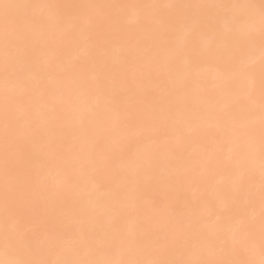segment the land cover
<instances>
[{
    "label": "snow or ice",
    "instance_id": "snow-or-ice-1",
    "mask_svg": "<svg viewBox=\"0 0 264 264\" xmlns=\"http://www.w3.org/2000/svg\"><path fill=\"white\" fill-rule=\"evenodd\" d=\"M0 264H264V0H0Z\"/></svg>",
    "mask_w": 264,
    "mask_h": 264
},
{
    "label": "bare ground",
    "instance_id": "bare-ground-1",
    "mask_svg": "<svg viewBox=\"0 0 264 264\" xmlns=\"http://www.w3.org/2000/svg\"><path fill=\"white\" fill-rule=\"evenodd\" d=\"M125 1L123 2L121 0H59V2H72V3H81V2H93V3L122 2V3H125ZM143 1L144 0H131L129 2H131V3H144L146 1H148L149 3H157V2L158 3H169V2H176V3L235 2V0H212V1L211 0H160V2H159V0H155L156 2H154V0H150V1L145 0L144 2ZM11 2H22V0H11ZM52 2H57V0H52ZM241 2H244V0H241ZM254 2L259 3V0H256ZM133 16H134V13H130V18H132ZM207 44H208L207 39H202V41H200V47L201 48H206ZM185 62H187L191 65V67L189 68V83L191 86L190 91L192 90V92H191L192 100L194 102H201L203 100L211 101V100L218 98L224 89V82H223V76H222V73L224 72L223 65L219 64L213 57H209V56H198V57H194V58H185ZM197 74L198 75L203 74V76L207 75V77L204 78L202 76V78H201V76H198V78L197 77L195 78V76ZM208 76H209V78H208ZM193 77H194V79H192ZM219 77H221V78H219ZM194 85H196V86H194ZM145 86L151 87V85L148 84L147 82H145ZM214 88H216V89H214ZM195 90H197V93ZM193 91H195V92H193ZM132 141H134V142H132ZM132 141H129L128 143H126L123 146L122 160H123L125 167L130 165L129 164L130 162H128V160H131L130 158L134 159V156L136 157L135 152L138 154V153H142V152L150 150V146L148 144L138 143L137 140H132ZM134 148H136L137 151ZM133 154H134V156H133ZM129 155H130V157H129ZM125 159L127 161H125ZM131 163H132V161H131ZM221 180H222V182H221ZM211 183L223 184L224 183V177L220 174H217L215 177L212 178ZM156 198H157V194L154 191H152V190L146 191L145 199L151 200V199H156Z\"/></svg>",
    "mask_w": 264,
    "mask_h": 264
},
{
    "label": "rangeland",
    "instance_id": "rangeland-1",
    "mask_svg": "<svg viewBox=\"0 0 264 264\" xmlns=\"http://www.w3.org/2000/svg\"><path fill=\"white\" fill-rule=\"evenodd\" d=\"M121 1H125V0H121ZM128 1V2H127ZM129 1H131V0H126L125 1V3H131V2H129ZM145 1V0H144ZM143 1V2H144ZM150 1V0H149ZM212 1V0H211ZM254 1H256V0H254ZM253 0H251V2H254ZM50 2H52V0H50ZM148 1H146V2H144V3H147ZM154 2H156L155 0H154ZM159 2H160V0H159ZM149 3V2H148ZM158 3V2H157ZM202 41V40H201ZM204 42V41H203ZM221 74V73H220ZM195 76V75H194ZM198 76H201V78H202V76H203V74L202 75H196L195 76V78L197 77L198 78ZM204 78L205 77H207V75H205V76H203ZM208 78H209V76H208ZM219 78H221V77H219ZM192 79H194V77L192 78ZM200 79V78H199ZM215 79V78H214ZM217 81V80H216ZM194 86H196V85H194ZM191 87V86H190ZM198 87V86H197ZM195 88V87H194ZM196 89V88H195ZM214 89H216V88H214ZM196 91V93H197V90H195ZM195 91H193V92H195ZM191 92H192V90H191ZM218 94V93H217ZM216 95V94H215ZM217 97V96H216ZM133 140H135V139H133ZM132 141V140H131ZM132 142H134V141H132ZM131 142V143H132ZM132 147V146H131ZM135 150H136V148H134ZM140 149V148H139ZM129 151V150H128ZM137 151V150H136ZM142 152V151H141ZM134 153V152H133ZM131 154V153H130ZM135 154L137 155V153L135 152ZM132 155V154H131ZM133 156H134V154H133ZM132 156V157H133ZM129 157H130V155H129ZM136 157L134 156V159H135ZM131 160H128V162H130L129 164H131V161L133 162L134 161V159L133 158H130ZM125 161H127L126 159H125ZM127 163V162H126ZM128 165V164H127ZM128 167V166H127ZM221 182H222V180H221ZM219 183V182H218Z\"/></svg>",
    "mask_w": 264,
    "mask_h": 264
}]
</instances>
